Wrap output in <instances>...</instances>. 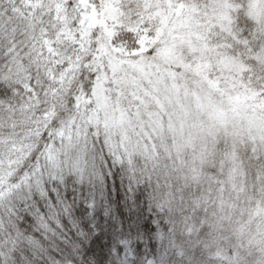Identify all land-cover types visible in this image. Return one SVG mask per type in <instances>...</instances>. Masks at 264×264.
Instances as JSON below:
<instances>
[{"label":"snow or ice","instance_id":"obj_1","mask_svg":"<svg viewBox=\"0 0 264 264\" xmlns=\"http://www.w3.org/2000/svg\"><path fill=\"white\" fill-rule=\"evenodd\" d=\"M0 264H264V0H0Z\"/></svg>","mask_w":264,"mask_h":264},{"label":"trees","instance_id":"obj_2","mask_svg":"<svg viewBox=\"0 0 264 264\" xmlns=\"http://www.w3.org/2000/svg\"><path fill=\"white\" fill-rule=\"evenodd\" d=\"M113 173L114 175L108 177V185L111 186L110 188H106L108 195L104 197H96L98 207L95 210L90 209L83 201L82 197H86L89 195L88 189L84 188L81 190L80 188H77L75 196L77 197L78 202L74 206L72 213L74 221H76L77 223H81L85 217L91 218L92 216H96L98 220L107 222V211L109 209L114 214L113 218L120 216L121 211H127L123 208V202L124 193L128 185V179L118 169H113ZM73 195L74 193L72 191V186L70 185L66 194L67 201L69 203L72 202ZM107 242V239H105L104 243Z\"/></svg>","mask_w":264,"mask_h":264}]
</instances>
